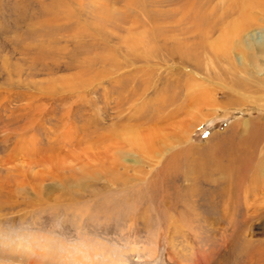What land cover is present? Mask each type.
<instances>
[{
	"label": "rangeland",
	"instance_id": "rangeland-1",
	"mask_svg": "<svg viewBox=\"0 0 264 264\" xmlns=\"http://www.w3.org/2000/svg\"><path fill=\"white\" fill-rule=\"evenodd\" d=\"M262 1L0 0V264H264Z\"/></svg>",
	"mask_w": 264,
	"mask_h": 264
},
{
	"label": "bare ground",
	"instance_id": "bare-ground-1",
	"mask_svg": "<svg viewBox=\"0 0 264 264\" xmlns=\"http://www.w3.org/2000/svg\"><path fill=\"white\" fill-rule=\"evenodd\" d=\"M262 1V0H261ZM260 2V1H259ZM263 2V1H262ZM244 3H245V1H244ZM243 3V4H244ZM247 3V2H246ZM254 3V2H253ZM252 3V4H253ZM257 3H258V1H257ZM249 4V3H248ZM251 4V5H252ZM238 5V4H237ZM255 5V4H254ZM258 5V4H257ZM235 7H236V5H235ZM240 7V6H239ZM239 7L237 8V9H239ZM255 7V6H254ZM258 7V6H257ZM256 8V7H255ZM248 10V9H247ZM239 11H241V10H239ZM243 11H244V9H243ZM250 12V11H249ZM239 14V13H238ZM249 14V13H248ZM253 14V13H252ZM251 14V15H252ZM241 15V14H240ZM245 16V15H244ZM243 16V17H244ZM254 16V15H253ZM247 18V17H246ZM243 19H241V20H237V22H235L234 24H233V26H232V28L231 29H229V31H227L226 32V34H227V36L226 37H224V35H225V33H223V36L222 37H220V39H219V45H220V47L221 48H226V50L227 51H229L230 49H232L233 47H232V44H233V42H228V40L227 39H232V37H235V36H240L239 38H238V41H237V49H246V54H247V50H249V49H251V47L252 46H254V49L255 50H257V51H260V52H264V38L263 37H259L260 39H258L257 40V46H256V42H254L253 41V43H251L250 41L254 38L253 36V34H255V33H253V31H251V32H248V30L255 24V23H257L258 21H257V19H255L254 17H253V19H251V20H253V22L250 20L249 21V19L247 18V19H245V20H243ZM236 21V20H235ZM257 21V22H256ZM227 38V39H226ZM247 40H249L248 42H247ZM256 41V40H255ZM222 43V44H221ZM215 49L216 48H218V47H214ZM221 48H220V50H221ZM224 51V50H223ZM245 55V54H244ZM248 56L246 55V58H247ZM242 59V58H241ZM244 59V58H243ZM243 62H245V60H243ZM242 62V63H243ZM245 64H247V63H245ZM255 74V73H254ZM246 159V158H245ZM244 162V161H243ZM261 162H259V164H260ZM244 169V168H243ZM255 173V172H254ZM263 175V176H262ZM256 177V176H255ZM258 177H264V168L262 169V167H261V171H260V175L258 176ZM257 179V178H256ZM255 179V180H256ZM255 186V185H254ZM253 192H255V191H253ZM252 192V193H253Z\"/></svg>",
	"mask_w": 264,
	"mask_h": 264
}]
</instances>
